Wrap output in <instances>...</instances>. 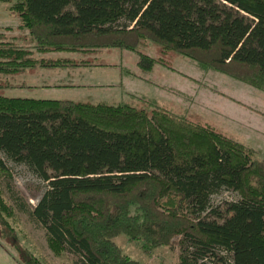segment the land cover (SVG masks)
<instances>
[{
  "label": "trees",
  "instance_id": "obj_1",
  "mask_svg": "<svg viewBox=\"0 0 264 264\" xmlns=\"http://www.w3.org/2000/svg\"><path fill=\"white\" fill-rule=\"evenodd\" d=\"M0 3L47 49H124L149 71L157 61L138 51L148 38L228 76L247 69L239 77L264 91V0ZM0 34L3 88L36 61ZM0 156L1 178L3 158L47 183L22 210L73 264H140L114 243L120 234L145 252L177 238L180 264H264V168L243 144L166 109L0 94ZM221 192L237 199L212 205Z\"/></svg>",
  "mask_w": 264,
  "mask_h": 264
},
{
  "label": "rangeland",
  "instance_id": "obj_2",
  "mask_svg": "<svg viewBox=\"0 0 264 264\" xmlns=\"http://www.w3.org/2000/svg\"><path fill=\"white\" fill-rule=\"evenodd\" d=\"M10 7L9 3H0V24L15 26L18 23L15 15L9 12ZM1 40H4L3 37ZM111 51L120 54L119 49ZM138 51L150 56L157 63L149 71L141 69L137 66V54L124 51L125 69L121 70L125 73L114 77L113 82L118 91H124L122 96H105L94 101L92 97H78L66 92L40 93L39 90L35 92L27 88L18 89L13 88L16 87V76H12L10 84L0 87V94L32 98L45 94L71 101L127 104L146 112L153 107H159L170 111L175 117L207 126L243 144L253 152L256 163L264 168V91L261 90L263 88L258 90L248 85L245 79L239 77L246 74L250 76L252 72L243 69V76H228L199 64L186 55L155 44L148 38L141 39ZM208 60L206 57V61ZM119 68L118 65V71ZM17 77L23 80V74ZM3 83L2 81L1 84ZM2 160L9 176L0 177V201L7 208H12V211L0 206V264H73V254H58L50 249L44 229L31 220L25 211L31 210L41 199L47 190V183L37 178L25 166L14 165L3 158ZM236 199L237 195L233 192H221L213 196L211 203L220 205L224 201ZM113 241L123 254L140 264H180L177 238L173 239L171 246L156 247L150 252L142 250L141 239L132 240L120 234Z\"/></svg>",
  "mask_w": 264,
  "mask_h": 264
},
{
  "label": "crops",
  "instance_id": "obj_3",
  "mask_svg": "<svg viewBox=\"0 0 264 264\" xmlns=\"http://www.w3.org/2000/svg\"><path fill=\"white\" fill-rule=\"evenodd\" d=\"M13 26L1 23L0 29L11 37L12 42L31 51V57L36 61L34 67L26 68L7 77V81L10 84L13 79L12 76H16V87L13 86V88H27L35 92L39 90L40 93L62 94L66 92L78 97H92L94 101L105 98V96L115 98L124 94V91H118L116 84L113 82L114 77H120L121 74L125 73L121 69L125 67L123 60L125 55L123 52L127 50L111 47L101 49L82 48V50H50L45 48V45H38L26 30L19 28L18 23ZM114 49H119L120 54L118 55L111 51ZM127 52L131 53L130 51ZM118 65L120 66L119 71L117 70ZM19 74H23V80L17 77ZM109 75L111 76L109 77ZM75 77L78 78L76 79ZM115 82H117V79H115ZM54 97L42 94V96L37 98H18L71 101L60 98V96ZM72 102L106 104L102 101L79 100Z\"/></svg>",
  "mask_w": 264,
  "mask_h": 264
}]
</instances>
